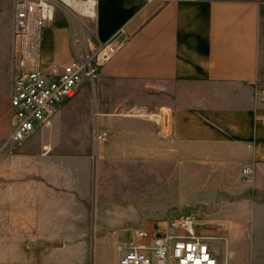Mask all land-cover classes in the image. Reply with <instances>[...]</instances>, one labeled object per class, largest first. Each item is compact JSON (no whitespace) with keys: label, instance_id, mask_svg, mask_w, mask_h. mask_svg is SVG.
Returning a JSON list of instances; mask_svg holds the SVG:
<instances>
[{"label":"crops","instance_id":"obj_1","mask_svg":"<svg viewBox=\"0 0 264 264\" xmlns=\"http://www.w3.org/2000/svg\"><path fill=\"white\" fill-rule=\"evenodd\" d=\"M263 6L264 0H98L93 23L58 10L44 33L45 61L68 63L73 58V37H91L95 30L101 41L116 39L117 51L101 74L147 80L156 87H177L181 104L161 106L150 118L137 113H103L96 119L95 132L90 133L93 147L86 149L85 144L76 143L69 146L70 153H62L56 140L45 143L51 130L56 132L68 125L65 109L72 102H65V109L61 107L52 118L51 127L39 130L43 143L26 149L33 135L23 144L10 140L12 81L9 96L0 95V140L8 137L17 147L26 145L22 153L12 155L10 145L0 142V261H25L27 243L20 241L26 239L28 225L38 231L62 229L59 192H85L89 185L86 178L93 176L95 180L104 166L113 167V174L122 177L108 189L110 198H123L131 213L121 224L127 228L134 222L147 229L165 223L161 219L172 209L174 181L183 189L191 177L206 184L212 197L222 189L221 183H229V167H237L249 178L264 171V103L259 100L264 87L260 74ZM121 29L124 32L118 34ZM13 32L12 22V57ZM187 87L195 93V99H188L194 104L182 105L186 99L181 96L185 97ZM163 108L171 112H163ZM163 117L168 119V128ZM98 130L109 131L104 144L95 140ZM143 181L149 183L144 185ZM158 181L169 199L150 207L143 199ZM113 202L98 201L97 193L94 211L104 214ZM80 203L78 213L83 215L87 202ZM219 209L229 215L222 222L228 225L226 236L201 222L199 231L213 237L210 244L225 241L227 246L235 241L240 256L237 258V253L228 248L233 260L223 264H242L251 250L257 255L256 246L248 250L245 238L235 234L236 229L228 222L232 217L230 206ZM176 214L188 213L176 209L168 218ZM9 235L11 242L7 243ZM211 249L220 263L219 250ZM2 250L6 254H1ZM259 254L257 262L264 264V229Z\"/></svg>","mask_w":264,"mask_h":264},{"label":"rangeland","instance_id":"obj_2","mask_svg":"<svg viewBox=\"0 0 264 264\" xmlns=\"http://www.w3.org/2000/svg\"><path fill=\"white\" fill-rule=\"evenodd\" d=\"M13 10L14 0H0V95L2 96H9L15 70V56L13 50L12 57L11 43ZM260 74L264 78V6L261 16ZM176 89L178 88L173 86L169 88H165L163 85L156 87L147 80L119 79L112 74L104 72L101 74L100 72L95 80L85 81L77 95L66 101V103L72 102L67 105L66 109L65 106H62V110L65 109L67 112L68 125L56 132L51 130L46 136L48 142L45 144H52L56 140L61 144L62 153H70L69 146L72 147L76 143H83L86 145V149H89L93 147L90 133L95 132V122L99 115L127 112L150 118L161 106L181 104L178 102L179 96ZM184 91L185 97L180 95L182 99H186L182 105L194 104L188 101L189 98L195 99L194 91L189 90L188 87L184 88ZM163 112L170 113L171 110L163 108ZM51 123L52 120L45 127L49 126L47 128H50ZM40 129L43 128H39L26 142V144L31 143V146H27L26 149L34 148L33 145L37 143H43V135H38ZM0 142L10 145L12 155L22 153L26 145L17 147L9 142L8 137L3 138ZM112 170H114L113 167L104 166L101 168V174L98 177L95 176V180L93 176L86 178L89 185L85 192H59V225L62 229L38 231L28 225V229L25 231L27 237L20 241L22 244L27 243V246L23 245V247L28 252V257L20 264H118L117 243L132 238L134 229L143 228V225L132 222L125 226L127 228H124V225L121 224L131 213L123 198L122 201L118 196L115 200L110 198L111 191L108 190L110 184L116 185L117 180L122 178L121 175L113 174ZM228 172L229 183H221L222 189L212 197L206 191V184L196 182L191 177L184 184L183 189H181L180 182L174 181L172 184V209L167 212V215L162 216L161 221L167 220L171 211L174 213L176 209L184 210L185 213L197 212L201 225L204 227L211 225L220 229V235L226 236L228 225L222 222L229 215H226L225 212L221 213L219 207L230 206L229 211L232 213V217L227 220L236 229L235 234L245 238L248 250L256 246L255 250L260 257L261 233L264 229V171H258L252 178L241 175L237 167H229ZM142 176L144 179H148L147 174ZM97 180L98 191H96ZM159 181L158 185L152 189V194L144 196V204L150 207L161 203L165 198L169 199V193L163 190ZM143 182L144 185L149 183ZM146 186L148 191V185ZM97 193L98 201L111 199L117 204L106 206L104 214H97L96 210L94 211ZM84 201L87 203L84 207L85 214L82 215L78 212L81 210L80 202ZM5 240L10 243V235ZM210 245L220 252L218 255L219 264H223L224 261L228 262L230 258L233 260V257L229 255L228 248L230 252L237 253V258L240 256L238 247L235 248V241L227 246L225 241H211ZM250 252L242 264H258L256 253H253V250ZM2 253L6 254L4 250L1 251ZM0 264L10 263L0 261ZM231 264L239 263L231 261Z\"/></svg>","mask_w":264,"mask_h":264},{"label":"built area","instance_id":"obj_3","mask_svg":"<svg viewBox=\"0 0 264 264\" xmlns=\"http://www.w3.org/2000/svg\"><path fill=\"white\" fill-rule=\"evenodd\" d=\"M97 6L98 0L15 1L12 142L23 144L39 128L49 125L62 105L77 95L85 81L95 80L116 53L115 38L101 41L92 30L91 37H73V58L68 63L43 59L44 33L58 10L93 23ZM123 32L121 29L118 34ZM259 100L264 103V87ZM163 119L168 128V119ZM109 137L108 130L95 133L98 143H105ZM199 226L198 213L191 212L173 215L154 229L138 228L132 238L117 243L118 264H219L210 246L213 237L201 233Z\"/></svg>","mask_w":264,"mask_h":264}]
</instances>
